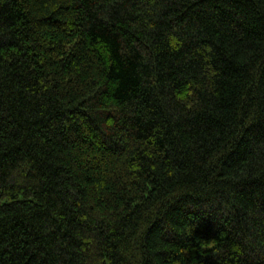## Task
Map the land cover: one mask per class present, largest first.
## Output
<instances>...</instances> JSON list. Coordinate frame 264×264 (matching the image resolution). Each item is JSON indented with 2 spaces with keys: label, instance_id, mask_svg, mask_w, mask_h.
I'll return each mask as SVG.
<instances>
[{
  "label": "trees",
  "instance_id": "1",
  "mask_svg": "<svg viewBox=\"0 0 264 264\" xmlns=\"http://www.w3.org/2000/svg\"><path fill=\"white\" fill-rule=\"evenodd\" d=\"M0 264H264V0H0Z\"/></svg>",
  "mask_w": 264,
  "mask_h": 264
}]
</instances>
